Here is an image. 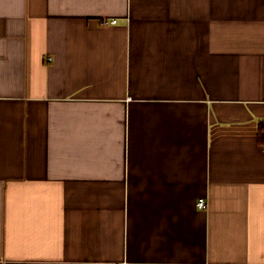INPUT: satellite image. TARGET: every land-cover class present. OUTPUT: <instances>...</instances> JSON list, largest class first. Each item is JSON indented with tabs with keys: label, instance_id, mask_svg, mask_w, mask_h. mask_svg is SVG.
Segmentation results:
<instances>
[{
	"label": "crops",
	"instance_id": "0c3cea01",
	"mask_svg": "<svg viewBox=\"0 0 264 264\" xmlns=\"http://www.w3.org/2000/svg\"><path fill=\"white\" fill-rule=\"evenodd\" d=\"M261 124L264 0H0V264H264Z\"/></svg>",
	"mask_w": 264,
	"mask_h": 264
},
{
	"label": "built area",
	"instance_id": "2783aa9c",
	"mask_svg": "<svg viewBox=\"0 0 264 264\" xmlns=\"http://www.w3.org/2000/svg\"><path fill=\"white\" fill-rule=\"evenodd\" d=\"M102 24L105 25V26L115 25V24H117V20L116 19H107V20L102 21ZM50 60H51V58H50ZM197 206L201 210L207 209L208 202H207L206 199H200L198 201ZM115 264H125V263L117 262Z\"/></svg>",
	"mask_w": 264,
	"mask_h": 264
},
{
	"label": "trees",
	"instance_id": "16d2710c",
	"mask_svg": "<svg viewBox=\"0 0 264 264\" xmlns=\"http://www.w3.org/2000/svg\"><path fill=\"white\" fill-rule=\"evenodd\" d=\"M258 140L264 146V124H261L259 127Z\"/></svg>",
	"mask_w": 264,
	"mask_h": 264
}]
</instances>
